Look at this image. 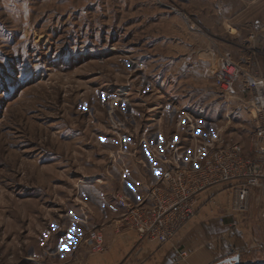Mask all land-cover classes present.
<instances>
[{
	"label": "rangeland",
	"instance_id": "1",
	"mask_svg": "<svg viewBox=\"0 0 264 264\" xmlns=\"http://www.w3.org/2000/svg\"><path fill=\"white\" fill-rule=\"evenodd\" d=\"M257 19L264 0H0V264H33L37 247L45 258L46 246L65 243L73 217L118 208L129 164L117 151L131 152L125 129L143 124L127 119L124 101L143 114V103H161L166 138H183L176 124L191 118L202 141L224 131L248 146L251 117L220 96L212 74L220 50ZM253 203L235 215L239 248L229 259L241 264H264V217ZM227 209L226 198L198 214L200 243L221 217L226 224Z\"/></svg>",
	"mask_w": 264,
	"mask_h": 264
},
{
	"label": "built area",
	"instance_id": "2",
	"mask_svg": "<svg viewBox=\"0 0 264 264\" xmlns=\"http://www.w3.org/2000/svg\"><path fill=\"white\" fill-rule=\"evenodd\" d=\"M212 85L224 100L236 103L250 115L254 130L246 132L248 146L224 131L202 141L191 118L186 125L176 124L184 140L176 131L173 137L166 138L162 131L161 103H143L147 107L143 114L136 108L141 109L140 103L123 102L131 105L127 119L132 124L137 120L143 124L140 128L126 127L125 135L135 145L131 152L119 148L118 158L132 153L146 170L162 172L157 180L145 186L146 194L141 202L133 201L124 191L114 193L121 210V215L113 221L116 230L134 231L141 242L163 247L180 237L198 214L219 200L227 198V210L235 216L251 210L254 192L264 198L263 20H255L246 36L237 34L228 47L220 50ZM121 122L115 123V130L124 127ZM184 141L191 145L186 146ZM141 153L150 156V164L139 159ZM128 173L122 175L123 183L128 181ZM219 220L224 225V217ZM237 225L234 222L232 227ZM83 244L91 254H101L106 249L101 229L91 230ZM188 256V251H180L182 259Z\"/></svg>",
	"mask_w": 264,
	"mask_h": 264
},
{
	"label": "crops",
	"instance_id": "3",
	"mask_svg": "<svg viewBox=\"0 0 264 264\" xmlns=\"http://www.w3.org/2000/svg\"><path fill=\"white\" fill-rule=\"evenodd\" d=\"M136 9L138 10V16L141 10V16H139L138 21L140 22L141 19L145 18V9L143 6H138ZM161 13L165 16V12L162 11ZM137 15L133 14L129 22L133 21L134 23ZM159 15L157 14L158 20L156 22H160L159 20H161ZM150 19L153 20L154 18ZM157 24L162 25L161 23ZM151 34L152 36L149 34L148 38L154 36L153 33ZM164 56L165 54L163 53L161 55L163 60H165ZM138 156L139 159L142 158L145 162L151 163L148 154L141 153ZM126 160L129 164L127 169L129 178L126 183H123L120 177V183H117V189L124 191L133 201L141 202L146 194L145 186L157 180L162 171L161 169H157L155 172L146 170L139 164L138 159L134 158L132 153L129 154ZM253 202L259 204L257 205V209L264 217V198L258 192H254L251 199V206L254 204ZM120 215L121 210L116 208L113 213H95L86 216V219L82 215L78 218L73 217L67 228L66 238L62 240L65 243L58 244L55 247L52 245V248L46 246L45 248L48 251H45L47 254L45 258L39 257L38 254L44 252V250L37 247L33 255V262H35L33 264H213L215 262H221L223 259H229L233 254L232 251L235 250L234 248H239L235 245L238 238L236 230L239 227V222H241L242 217H239L238 222L235 216L228 215L226 217V224L221 225L219 221L216 222L212 228V230L214 229L216 231L214 237L210 232H207V236L211 237L206 238L205 241L202 240L203 243H200L197 238L202 236V232L196 228L200 221V217L198 216L189 224V227L183 232L184 234L182 233L172 243L161 247L155 243L141 242L134 231L116 230L113 221ZM235 221L238 223L236 228L232 227ZM78 226L81 228L88 227L89 231L72 240V237H70L71 231L77 229ZM94 229H101L105 237L106 249L101 254L89 253L87 247L83 244L84 238ZM188 237H190L189 246L185 247L182 245V242H186ZM196 242L199 244L197 245ZM183 250L189 252V256L185 259L180 257V251ZM257 250L259 252L263 251L264 247Z\"/></svg>",
	"mask_w": 264,
	"mask_h": 264
},
{
	"label": "water",
	"instance_id": "4",
	"mask_svg": "<svg viewBox=\"0 0 264 264\" xmlns=\"http://www.w3.org/2000/svg\"><path fill=\"white\" fill-rule=\"evenodd\" d=\"M224 263H229V264H241V257L240 256H237L235 258H232V259H227L224 261Z\"/></svg>",
	"mask_w": 264,
	"mask_h": 264
}]
</instances>
